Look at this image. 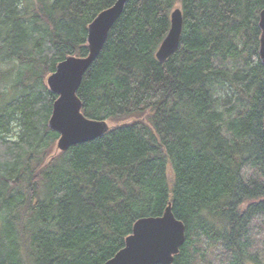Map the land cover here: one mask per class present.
Masks as SVG:
<instances>
[{
	"label": "trees",
	"instance_id": "trees-1",
	"mask_svg": "<svg viewBox=\"0 0 264 264\" xmlns=\"http://www.w3.org/2000/svg\"><path fill=\"white\" fill-rule=\"evenodd\" d=\"M115 1L0 0V264H103L168 203L186 227L173 264H198V240L220 264H264V231L260 248L249 238L264 223V0H127L77 96L87 118L136 121L51 156L46 78L87 55L88 25ZM177 7L180 42L160 64ZM218 82L241 87L237 119L217 110Z\"/></svg>",
	"mask_w": 264,
	"mask_h": 264
},
{
	"label": "water",
	"instance_id": "water-1",
	"mask_svg": "<svg viewBox=\"0 0 264 264\" xmlns=\"http://www.w3.org/2000/svg\"><path fill=\"white\" fill-rule=\"evenodd\" d=\"M127 0H116L101 11L87 27L86 56H68L59 62L46 78V86L56 96L48 120V128L56 132L58 153L70 147L104 137L110 130L105 120L84 116L82 102L77 96L84 74L100 54L108 33L121 16ZM183 27L180 8L170 16V29L158 47L155 57L164 64L177 50ZM260 31L258 56L264 67V8L259 13ZM264 96V91H263ZM264 131V114L262 119ZM186 241V227L178 220L168 203L160 217H142L135 221L124 246L103 264H173L175 256Z\"/></svg>",
	"mask_w": 264,
	"mask_h": 264
},
{
	"label": "rangeland",
	"instance_id": "rangeland-1",
	"mask_svg": "<svg viewBox=\"0 0 264 264\" xmlns=\"http://www.w3.org/2000/svg\"><path fill=\"white\" fill-rule=\"evenodd\" d=\"M221 65L231 73H234L236 71H244L242 60L228 59L224 61ZM237 88L241 89L239 85L235 88L227 82H218L212 88L213 95L217 100L216 108L223 115V118L226 121L237 119V114L242 111L245 106L246 100L244 95H241L242 89L238 91ZM135 121L136 119H130L118 123L111 121L107 122L109 124V127L111 129H114L124 124H129ZM223 133L227 134L225 130H223ZM57 153L58 151L55 145L53 150L51 151V156H55L57 155ZM167 175L169 181H171L172 173L169 166L167 167ZM243 175L245 178L252 177L255 175V170L253 168L247 167L244 169ZM249 229V238L252 245H254L256 248H260L259 243L260 241H263L262 234L260 235V233L264 231V223L259 222L258 217H255L252 219ZM194 246L198 250L199 247L202 248L198 251V254L196 255L198 264H220V259H218V255L216 253V247L210 245H203L202 241L199 240L194 243Z\"/></svg>",
	"mask_w": 264,
	"mask_h": 264
}]
</instances>
